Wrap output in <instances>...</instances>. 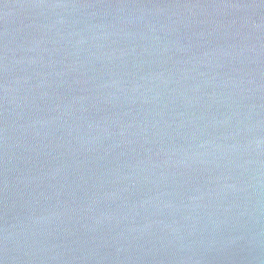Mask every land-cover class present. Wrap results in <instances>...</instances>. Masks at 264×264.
Instances as JSON below:
<instances>
[{
  "label": "water",
  "instance_id": "1",
  "mask_svg": "<svg viewBox=\"0 0 264 264\" xmlns=\"http://www.w3.org/2000/svg\"><path fill=\"white\" fill-rule=\"evenodd\" d=\"M0 264H264V0H0Z\"/></svg>",
  "mask_w": 264,
  "mask_h": 264
}]
</instances>
